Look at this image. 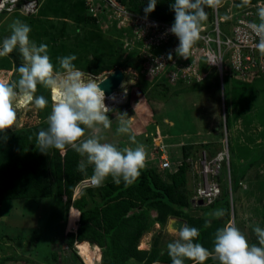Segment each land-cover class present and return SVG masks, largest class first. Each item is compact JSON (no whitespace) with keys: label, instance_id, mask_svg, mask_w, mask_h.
<instances>
[{"label":"rangeland","instance_id":"rangeland-1","mask_svg":"<svg viewBox=\"0 0 264 264\" xmlns=\"http://www.w3.org/2000/svg\"><path fill=\"white\" fill-rule=\"evenodd\" d=\"M87 2L40 0L38 10L34 13L21 10L1 12L0 43L11 34L9 25L20 19L30 25L31 40L37 45H48V54L57 69L58 57L75 54L77 60L73 63L76 67L86 77L90 75L98 82L114 70H122L124 81L116 91L119 101L112 104L105 102L112 109L108 113L112 126L99 133L105 137L102 142L115 143L119 147L136 146L131 143L128 134L118 135L116 132L119 116L126 112L129 117H133L132 134L148 153L145 168H155L168 183L183 168L187 178L184 190L190 200L201 183L204 163L226 148L227 142L231 155L229 152V162L222 168L221 175L225 172L228 178V174L231 176L233 172L234 177L239 178V183L242 181L245 185L254 186L258 194H263L261 198L258 197L261 213L250 214L256 218V226L263 228L264 83L261 78L250 77L244 81L233 77L227 63L223 81H220L217 71L206 64L199 41L191 49L188 58L178 56L175 49L179 40L169 31L170 27H158L157 21L131 14L126 9V13H121L109 6L106 0H94L95 12L91 13ZM220 4V17L238 12L235 0H221ZM91 15L96 16L93 23L88 22ZM257 21L260 22L259 17ZM206 26L207 21L203 23L202 30L203 27L207 29ZM170 52L172 59H168ZM23 63L18 49L0 57V79L17 80L16 69ZM36 95H44L49 101L48 106L40 110L31 102L24 104L23 99L19 98L15 103L17 122L9 129L10 133L0 139V143L7 138L48 126L47 117L56 103L52 98L53 93L38 86ZM252 97L255 98L254 106L242 116L231 115L227 130L224 124L226 110L230 112L233 104L244 107ZM89 134L90 130L86 132V135ZM187 151L189 156L185 158L183 154ZM162 156L169 159V170L160 169ZM252 161H256L255 166L246 171ZM110 181L112 178L108 177L103 184ZM238 184L232 189L233 208L230 201V206L224 210L228 220L234 218L235 225L243 232L244 228L248 231L247 216L242 225L238 209L241 195L238 196L237 190L242 186ZM241 190L244 193L248 189ZM76 192L73 202L81 194ZM242 196L245 200V194ZM95 198L100 200L98 192ZM226 201L228 198L221 199L219 206L212 209L191 206L184 215L196 219L206 218L214 223L224 216L215 218L208 214L223 209ZM75 212L78 213V210L72 202L68 203L66 197L1 202L0 264H85L78 255V243L70 248L66 239L69 232L75 231L72 226ZM156 215V212H152L147 217L152 225L139 244L140 250H150L153 241L157 240L159 247L167 251V244L178 238L168 228L173 217H169L162 226L152 222ZM78 219L79 214L74 219L76 226ZM254 243L258 244L257 239ZM88 245L94 248L92 243ZM99 249L102 257L98 264H102L104 250ZM128 264L140 263L130 261Z\"/></svg>","mask_w":264,"mask_h":264},{"label":"clouds","instance_id":"clouds-1","mask_svg":"<svg viewBox=\"0 0 264 264\" xmlns=\"http://www.w3.org/2000/svg\"><path fill=\"white\" fill-rule=\"evenodd\" d=\"M249 2L242 0L243 5ZM220 3L221 0H174L171 8L175 19L173 25L169 24L172 25L169 31L179 40L175 49L178 56L188 58L193 46L201 39L202 25L207 20L205 7H217ZM156 5L157 0H149L144 8L145 18L155 10ZM257 15L260 22L249 23L248 28L259 38L254 47L264 56V6L257 9ZM9 27L11 34L0 43V57L18 49L24 63L16 69L17 80L0 79V132L16 124L15 103L19 98L33 103L40 110L48 106L49 101L44 95H36L38 86H43L54 94L52 98L56 103L52 105L47 117V129H41L35 134L39 150L47 153L51 148L64 150L70 146L83 158L78 164V171L87 174L88 167L92 168L90 180L96 187H100L108 177L117 185L121 181L126 186L133 184L147 166L148 153L132 134L133 117H129L126 112L120 114L116 132L118 135L128 134L129 140L136 146L119 147L115 143L102 142L105 137L99 133L112 126L108 115L112 109L106 105V94L100 86L104 80L98 82L90 78V75L86 77L73 63L77 60L75 54L58 57L57 69L48 54V45H37L30 39V25L16 19ZM168 59H172L171 52ZM108 99L115 102L116 97L113 94ZM89 130L91 134L86 135ZM208 215L220 218L225 215V210L217 209ZM176 223L171 222V230L178 238L167 244L171 264H185L186 259L193 264H204L209 257L218 260L219 264H264V228L254 227L258 244L250 243L234 223L228 222L216 230L214 247L209 251L201 243L194 242L200 236L198 228L186 223L174 227ZM204 226L208 227L209 221L206 220ZM95 246L98 245L93 244ZM154 264L160 262L155 261Z\"/></svg>","mask_w":264,"mask_h":264},{"label":"trees","instance_id":"trees-1","mask_svg":"<svg viewBox=\"0 0 264 264\" xmlns=\"http://www.w3.org/2000/svg\"><path fill=\"white\" fill-rule=\"evenodd\" d=\"M38 1L40 3V0ZM114 1L131 14L144 17V8L149 3V0ZM259 2L264 0H250L247 5H243L242 0H235L236 5L242 8ZM173 3L174 0H157L155 10L147 17L164 24H173L175 19L174 10L171 8ZM212 10L213 7H205L207 22L213 17ZM95 21L96 17L92 15L88 18L90 23ZM254 104L255 98L252 97L244 107L233 104L230 112L226 110L227 130L231 115L242 116ZM47 127L24 132L0 143V203L17 199L66 197L68 203L72 202L79 212L73 213L79 214L78 227L75 233L67 234L68 246L74 247L76 242L98 245L104 250L102 264H128L130 261L140 264H154L155 261H159L160 264H171L167 251L159 247L157 240L153 241L150 250L139 249L143 236L152 225L147 219L152 212L157 214L152 222L162 226L169 217L185 219L187 225L200 230V236L194 242L201 243L209 251L213 250L216 230L224 227L230 220L224 215L222 219L212 223L206 218L196 219L184 215L185 211L191 208V201L184 190L187 178L183 168L172 177L171 183L166 182L155 168H144L139 178L131 185L126 186L123 181L117 185L112 180L100 187L85 189L73 202L76 188L82 180L91 177L92 168L88 167L87 174L78 171L81 156L70 146L64 150L51 148L47 153H42L36 146L35 134ZM228 148L230 152V147ZM183 156L187 158L188 151ZM255 163L256 161L250 162L246 171L252 169ZM230 177L234 189L239 183V178L234 177L233 172ZM242 177H245V173ZM218 179L221 182L222 196L208 206L210 209L219 206L220 200L225 198H228V201L223 209L230 206L227 174L225 172L220 174ZM97 192L100 195L99 201L95 198ZM206 220L209 221L208 227L204 226ZM209 263L219 264V261L209 257L204 264ZM185 264L193 262L186 259Z\"/></svg>","mask_w":264,"mask_h":264},{"label":"built area","instance_id":"built-area-1","mask_svg":"<svg viewBox=\"0 0 264 264\" xmlns=\"http://www.w3.org/2000/svg\"><path fill=\"white\" fill-rule=\"evenodd\" d=\"M106 1L109 6H113L121 13H126L124 8L116 1ZM93 2L94 0H88L87 2L91 13L95 12ZM221 6L220 4L217 7H213V17L208 26H206L207 29L203 27L201 39L199 40L201 54L204 56L207 65L217 71L221 81H223L224 67L228 63L229 72L233 77L244 81H247L250 77H259L264 82V56L260 55L254 47L259 42V38L248 28L249 23H259L257 21L256 10L257 7H262L264 4H253L243 7L244 9L238 6L239 10L236 14H230L226 17L219 16ZM38 7V0H0V13L15 10L34 13V11L38 10ZM93 16L96 17L95 15ZM156 26L171 28V25L159 21H157ZM161 160L160 169L163 171L169 170L171 168L169 159L162 156ZM228 162L229 149L226 142V148L219 152L212 160L204 163L201 172V183L190 200L192 207H208L222 196V187L218 178L222 172V168ZM227 182L233 208L230 173L228 174ZM94 187L96 186L91 183L90 178L84 179L78 185L77 193ZM201 201L203 202L202 206L199 204ZM229 222L235 224L234 218Z\"/></svg>","mask_w":264,"mask_h":264},{"label":"crops","instance_id":"crops-1","mask_svg":"<svg viewBox=\"0 0 264 264\" xmlns=\"http://www.w3.org/2000/svg\"><path fill=\"white\" fill-rule=\"evenodd\" d=\"M249 178H250V180H253L251 177H249ZM239 185L242 186V188L239 187L237 189V190H239L238 196L241 195V197L238 199L239 200L238 201V203H239V206H238V209H239V218H240L241 224H242L243 223V219H245L246 216H247V218H246L247 225L246 226H247V230L248 231H245V228H244L243 229V233L247 236V238H248V240H249L250 243H254L257 238H256V235H255L253 229H254V227H256L257 222H256V218L254 219V217L253 216L251 217L250 214L251 215H256V213L257 214H260L261 213V211H262L261 209L262 208L259 207L260 206L259 198H261V196L263 194H258L255 191L254 186L251 187L249 184L248 185L247 184L245 185L244 182L242 183V181H240ZM248 187H250V188H248ZM246 188L248 190L245 191L244 193H242L241 192L242 191L241 189L245 190ZM243 194H245V198H246L245 200L243 199V196H242ZM244 202H245V204H244Z\"/></svg>","mask_w":264,"mask_h":264},{"label":"water","instance_id":"water-1","mask_svg":"<svg viewBox=\"0 0 264 264\" xmlns=\"http://www.w3.org/2000/svg\"><path fill=\"white\" fill-rule=\"evenodd\" d=\"M104 80V81H103ZM101 83V88L105 91L106 97H111L113 94L116 93V91L120 88V86L122 85L123 81H124V73L122 72V70L120 69H116L114 70L111 74H109L106 78H104ZM221 80V78H220ZM222 102H223V107H224V100L222 97ZM226 123V117L224 118V124ZM10 133L9 129H6L4 132H0V139L5 138L8 134ZM199 204L202 206L203 202H199ZM172 221H176L177 223L174 224V227H178L180 224H184L186 223L185 220L183 219H177L175 217H173L172 219H170L169 222V230H171V222Z\"/></svg>","mask_w":264,"mask_h":264},{"label":"bare ground","instance_id":"bare-ground-1","mask_svg":"<svg viewBox=\"0 0 264 264\" xmlns=\"http://www.w3.org/2000/svg\"><path fill=\"white\" fill-rule=\"evenodd\" d=\"M54 95V94H53ZM115 95V97H116V100H115V102H113L111 99H108L107 97H106V100H105V102H108L109 104H112V103H117V101H119L118 99H117V97H119L118 96V94L116 93V94H114ZM24 101V104H29L30 102H27V101H25V100H23ZM53 101L54 102H56L54 99H53ZM22 103V102H21ZM108 104V105H109ZM76 218H78V215H76L75 217H74V219H76ZM74 219H73V227H74V229H75V227H76V220L74 221ZM142 246H143V244H142ZM142 248V247H141ZM77 250L79 251V255L83 258V260H85V262L86 263H88V264H94V263H96V262H100L101 261V254H100V250H99V247L98 246H95V250H92V248H90L89 247V245H88V243H86V242H83V243H80V244H78L77 245Z\"/></svg>","mask_w":264,"mask_h":264}]
</instances>
